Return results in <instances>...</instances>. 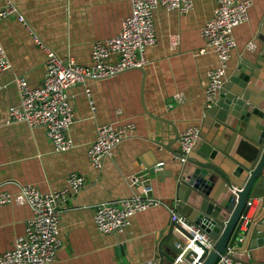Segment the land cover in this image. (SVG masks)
<instances>
[{"label":"crops","instance_id":"obj_1","mask_svg":"<svg viewBox=\"0 0 264 264\" xmlns=\"http://www.w3.org/2000/svg\"><path fill=\"white\" fill-rule=\"evenodd\" d=\"M193 1V10L186 15L162 6L155 9L158 43L147 49L148 64L142 70L131 69L112 78L89 81L91 97L82 85L68 90V103L75 114L68 133L75 148L60 153L55 151L45 128H32L9 114L10 107L21 102L14 79L24 77L31 88H36L44 78L47 54L34 35L59 56H70L79 65H91L93 45L119 34L123 21L131 14V0H0V6L12 4L18 9L17 15L0 22V41L12 64L0 75V84L6 86L0 95V192L16 194L23 185H33L47 193L64 189L72 174L85 179L80 192L59 203L62 245L53 264L160 261L158 246L168 241L171 209L179 212L174 177L180 161L172 150H180L179 138L187 129L198 127L223 149L230 143V134L235 133L233 156L251 164L238 152L246 151L252 143L245 132L235 131L241 120L235 117L227 124L207 112L206 88L217 56L210 50L200 53L205 47L201 31L214 16L218 0ZM263 22L264 0H256L248 22L235 30L237 47L229 62L227 80L233 72L252 67L264 54L258 39ZM251 42L256 49H248ZM117 60V56L111 58ZM260 76H264V69ZM111 122L115 126L133 123L136 132L98 170L92 166L88 150L97 127ZM159 163L164 166L156 170ZM131 175L141 177L142 184H150L153 192L149 196L165 204L135 215L119 235L104 234L95 222L99 204L143 196L141 186L130 185ZM261 195L264 199V185ZM262 202L251 211L250 221ZM32 216L29 205L14 202L0 206V256L14 248ZM251 241L250 238L243 246H249ZM242 244L240 241L237 247ZM250 252L249 262L264 264V243Z\"/></svg>","mask_w":264,"mask_h":264},{"label":"built area","instance_id":"obj_2","mask_svg":"<svg viewBox=\"0 0 264 264\" xmlns=\"http://www.w3.org/2000/svg\"><path fill=\"white\" fill-rule=\"evenodd\" d=\"M256 0H218L214 16L202 28L201 35L205 47L217 56V65L209 72V83L206 88L208 107L216 104L228 75L229 62L237 47L235 30L248 22L250 10ZM131 14L123 21L118 35L103 41H97L92 49V64L79 65L74 58L61 57L46 47L34 35L36 43L41 45L47 54L46 71L42 83L31 88L24 77H16L14 82L21 95V102L11 106L9 114L12 119L26 122L32 128L43 127L53 143L56 152H67L75 148V142L68 131L75 122V114L68 103V90L82 85L88 97L92 96L88 84L91 80H103L117 76L131 69H142L148 64L146 51L158 43L154 12L159 6L169 11H178L182 15L190 13L194 8L193 0H131ZM18 14L14 5L0 6V22ZM24 21L23 17H19ZM249 50L256 49L254 42L248 44ZM117 56V61H111ZM12 68V64L0 41V75ZM6 86L0 84V95ZM95 111V107H92ZM136 132V125L127 123L115 126L114 123L99 125L96 137L88 150L92 166L101 170L105 160L111 157L115 149ZM201 138L198 127L187 129L179 138L180 150L188 155ZM185 159V158H184ZM184 159H182L184 161ZM164 163H159L156 170ZM264 176V169L262 172ZM131 186L142 187L143 196L135 195L121 202H105L96 208L95 222L104 234L119 235L130 225L132 218L151 208L158 207L162 201L149 196L153 192L150 184H142L141 177H128ZM85 179L79 174L69 176L67 186L60 191L41 192L33 185H23L16 194L0 192V206L16 203L29 205L33 216L28 220L26 232L19 237L13 249L0 256V264H53L57 260L58 250L62 245L60 238V222L62 211L59 203L74 193L80 192ZM241 191L234 187L233 194ZM262 202L261 198L250 199L248 212L243 217L241 231L245 232L250 223L251 211ZM264 202V200H263ZM171 220L182 230L177 232L185 239V245L175 264H203L202 258L214 250L215 240L198 225L174 208L171 209ZM243 241V238L240 239ZM190 253L192 262L187 263L186 254ZM250 251H239L230 247L219 256L216 264H248Z\"/></svg>","mask_w":264,"mask_h":264},{"label":"water","instance_id":"obj_3","mask_svg":"<svg viewBox=\"0 0 264 264\" xmlns=\"http://www.w3.org/2000/svg\"><path fill=\"white\" fill-rule=\"evenodd\" d=\"M258 39L264 47V22ZM259 56L249 69L233 72L219 94L220 99L207 108L210 117L224 123L228 124L235 117L241 120L235 131L245 132L252 143L246 151L238 152L251 164L242 163L233 156L235 133L230 137L226 133L230 140L226 149L201 132V138L188 155L184 156L181 150H172L180 161L174 177L176 208L215 240L214 250L202 258L203 264H216L219 256L230 247L250 251L264 243V214L261 215L264 202L250 221L248 230H240L243 217L248 212V201L263 199L264 76L261 77L260 73L264 69V54ZM234 187L241 189L236 195L232 193ZM177 230L182 228L172 222L168 241L164 240L158 246L160 261L157 264H175L185 245L184 237ZM241 238L243 244L237 247ZM250 238L251 244L244 247ZM185 260L192 262L190 253L186 254Z\"/></svg>","mask_w":264,"mask_h":264},{"label":"bare ground","instance_id":"obj_4","mask_svg":"<svg viewBox=\"0 0 264 264\" xmlns=\"http://www.w3.org/2000/svg\"><path fill=\"white\" fill-rule=\"evenodd\" d=\"M134 134H135V133H134ZM134 134H133V135H134Z\"/></svg>","mask_w":264,"mask_h":264}]
</instances>
